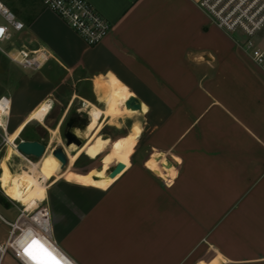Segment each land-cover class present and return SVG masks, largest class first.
I'll return each mask as SVG.
<instances>
[{"label":"crops","instance_id":"obj_1","mask_svg":"<svg viewBox=\"0 0 264 264\" xmlns=\"http://www.w3.org/2000/svg\"><path fill=\"white\" fill-rule=\"evenodd\" d=\"M89 1L112 24L95 46L37 0L19 13L20 42L50 58L31 76L8 75L15 85L0 94L10 101L3 127L18 139L56 96L102 102L95 78L109 76L127 100L140 99L137 111L152 123L154 150L145 165L155 175L124 177L129 163L105 187L69 175L54 182L107 196L117 189L67 234L54 230L57 254L74 264H264V73L216 37L193 0ZM86 86L90 92L77 91ZM0 220L10 230L16 218ZM30 225L19 219V246L33 238ZM30 252L31 264H62L39 242Z\"/></svg>","mask_w":264,"mask_h":264},{"label":"rangeland","instance_id":"obj_2","mask_svg":"<svg viewBox=\"0 0 264 264\" xmlns=\"http://www.w3.org/2000/svg\"><path fill=\"white\" fill-rule=\"evenodd\" d=\"M2 1L8 7H10L16 13L17 16H19V13H21L22 10L26 7V4L32 0H2ZM201 14L203 19H211L203 10H201ZM0 22H2L1 17H0ZM214 27L216 29V30L214 29L216 37L219 36V39L231 43L234 46V49H236L239 53L244 55V59L246 60L245 63L256 68V65L249 60V58L242 52L240 47L236 46V44L232 39V37L234 36L235 37L239 36V32H234L229 34L222 32V30H219L217 26ZM48 64H50V62H48L47 65ZM13 70H17V72H20L23 75H28V76H31L36 72L35 70H30L28 68H24L20 65L12 63L7 57L6 58L3 57V54H1L0 52V94L6 93L8 89H10L12 86L15 85L14 81H11V79L8 78V75L11 74ZM95 89L99 92L100 91L103 92L100 88H97L96 86ZM72 90L73 89L70 88L66 89L68 93L72 92ZM79 90L82 91L85 90L86 92H90V86L78 88L77 91L79 92ZM56 97L57 98L55 100V103L52 104V110H51V104L49 102L43 103L34 112L36 113L43 106H48L49 110L45 113L42 120L41 121L34 120L30 122L25 128L24 132L16 140L17 143L21 138L36 139L46 145L47 151L42 159H37L35 157H27V158H29L33 162L38 163V169L40 170V172L46 174L47 181L53 180L61 172H63L69 166V160L71 159H73V167L83 172L90 170L95 165L104 161L105 158L104 156L105 154L108 153V148L110 146L107 149H105L102 153L93 154L91 151L92 140L95 138L96 134L99 132H101L102 134H108L113 139L112 142L115 143L117 140L128 135L127 132H129L134 122H139L141 124L139 127L140 137L138 138L137 141L138 143L135 142L133 144L126 146L125 148L126 164L124 170L128 167L129 163L131 164V167L124 172L123 176L143 177V176L155 175L152 172V170H150L145 165V161L149 158V156L152 154L154 150L151 147L152 123H150L146 119L145 115L126 116L123 110H119L117 111L115 118L112 120L106 117L105 115L99 113V116L97 118L91 119V122L96 129L92 131H88L86 129V126H88L89 123L88 112L91 111V108L85 106L83 100L80 98H76V100L71 102L69 101L70 99L69 97H58V96ZM92 103L96 104L98 107L104 106L103 102H99L94 98L92 99ZM19 106L21 105L19 104ZM49 111L50 113L48 114ZM146 111L147 108L145 109V113ZM71 118H76V122L73 125L72 130L80 137V139L83 140L82 146H76L74 144L70 146L65 145V139L63 137V134L67 130V122ZM14 125L16 124L13 118L10 128L12 129ZM56 129H58L57 132H52V130H56ZM3 135H4L3 131L0 129V166H1V161L5 157H8L7 163L10 169L12 170L13 173L17 174L20 172L23 166H29V163L26 161L25 158L19 155V153L13 147L11 148L10 144L9 146L8 143L5 142V140L3 139L4 138ZM108 138L109 137H106L105 139ZM59 140H61V142H59ZM136 143L137 146L135 148ZM57 147H62L64 150H69L71 156H69L68 163L66 165H63L62 162L60 161L59 166L57 168H55L54 166L53 168L49 166L48 163L51 155V149ZM120 181L123 182V180ZM118 185L114 187H117ZM112 191L116 192L117 189L116 188L111 189L109 191V195L107 196L108 192L105 193L102 190H98L84 185H79L76 183L69 182L66 179H62L61 181L57 182L56 184L48 188L47 200L42 203L45 204L47 203L51 209L54 230L57 233H60V235L62 234V232L64 234H67L69 225L75 224L77 222H83L84 213H85L84 211L86 209H90L95 206H98L99 204H101V202L105 203L107 199H109L108 197L111 196L110 192ZM22 209L23 207L17 201H14L13 199L9 198L6 195V193L1 189V183H0V214H2L5 218L12 221L15 218H17V216H19L20 211ZM8 230H9L8 226L0 220V242H3L7 238ZM56 237H58V234H56ZM13 257L14 256H11V254L5 255L2 264H20Z\"/></svg>","mask_w":264,"mask_h":264},{"label":"built area","instance_id":"obj_3","mask_svg":"<svg viewBox=\"0 0 264 264\" xmlns=\"http://www.w3.org/2000/svg\"><path fill=\"white\" fill-rule=\"evenodd\" d=\"M55 12L86 44L95 46L108 37L112 24L89 0H38ZM212 22L225 33L239 32L232 37L236 46L264 73V0H193ZM0 52L11 62L30 70L40 69L50 58L44 49H30L20 42V33L25 23L16 13L0 0ZM5 45V46H2ZM2 96L0 100H3ZM10 110V106L8 107ZM4 140L7 142L6 129ZM29 220L33 238L18 245V236L24 230L19 228V219ZM7 241L0 243V264L5 255L12 254L20 263L31 264L25 256V248L33 240L39 242L62 264H74L68 258L64 261L57 254L58 246L54 240L52 212L48 204L40 203L35 212L29 214L24 208L13 223ZM18 245V247H17ZM58 249V250H57Z\"/></svg>","mask_w":264,"mask_h":264},{"label":"bare ground","instance_id":"obj_4","mask_svg":"<svg viewBox=\"0 0 264 264\" xmlns=\"http://www.w3.org/2000/svg\"><path fill=\"white\" fill-rule=\"evenodd\" d=\"M94 83L97 88H100L103 91V95L100 97V99L104 103V107H98L96 104L90 102L89 100L82 99L85 106L91 108V111L89 112V115H91L90 119L97 118L99 116V113H101L106 117H108L109 119L113 120L116 116L117 111L119 110H123L126 116L143 115L137 110H133L131 108L126 107L125 103L127 101V97L123 89H121L112 80L111 77L100 76V78L98 79L95 78ZM9 106H10V101L8 99L4 97L3 100H0V127L5 125L4 116L10 114V110H8ZM48 110H49L48 106L41 107L40 110H38L36 113L31 115V117L27 121V124H29L34 120L41 121ZM90 119L87 129L88 131H92L95 128L94 125H90ZM140 125L141 124L139 122H134L129 132H127L128 135L113 143V145L109 149L111 155L107 158L105 163L101 165V167L97 165L91 168L90 170L83 172L73 167V159H71L69 160V166L63 172H61L55 179L51 181H47L46 174L40 172V170L38 169L37 162H33L32 160H30L29 158H27L17 150L16 148L17 139L16 138L10 139V137L7 135L8 145L10 144L11 148L13 147L19 153V155L25 158L26 161L29 163V166H23L20 172L15 174L12 172V170L10 169L7 163L8 157H5L1 161V171H0L1 189L6 193V195L9 198L19 202L20 205L25 207V210L27 212L33 213L38 208L39 203L44 201V199L46 198L48 187L65 175L72 176L78 181L89 183L97 187H105L115 177V176L111 177L108 174V171L111 169V167H113L119 162H121L125 166L126 164L125 148L126 146L138 141V138L140 137L139 136ZM57 131L58 129L52 130V132H57ZM109 140L110 138L102 139L99 137L96 141L95 149L97 151H100L107 144ZM46 151L43 154V156L38 159H42L46 154ZM53 151L51 152L48 165L53 168L54 166L55 168H57L60 164V160L53 154ZM91 151L93 154H96L93 148H91ZM69 156H71L70 153Z\"/></svg>","mask_w":264,"mask_h":264},{"label":"water","instance_id":"obj_5","mask_svg":"<svg viewBox=\"0 0 264 264\" xmlns=\"http://www.w3.org/2000/svg\"><path fill=\"white\" fill-rule=\"evenodd\" d=\"M127 108H131L133 110L142 111V103L140 99L136 95H132L125 103ZM75 124L74 119H70L67 122V130L64 132L63 137L65 139V145L70 146L72 143L77 146L83 145V140L72 130L73 125ZM105 137L111 138L108 134H104ZM17 150L26 157H35L40 158L46 151V145L38 140H26L20 139L16 143ZM53 154L62 162L63 165L68 163L67 156L62 147H57ZM123 164L121 162L117 163L108 171V174L111 177H114L118 174V172L123 168ZM101 167V165H99Z\"/></svg>","mask_w":264,"mask_h":264},{"label":"flooded vegetation","instance_id":"obj_6","mask_svg":"<svg viewBox=\"0 0 264 264\" xmlns=\"http://www.w3.org/2000/svg\"><path fill=\"white\" fill-rule=\"evenodd\" d=\"M88 114H89V112H88ZM71 119H74L75 120V122H76V118H71ZM89 119H90V115H89ZM89 124V123H88ZM90 125H93L92 124V122H91V119H90ZM86 129H88V126H86ZM96 128H94V130H95ZM87 131V130H86ZM99 134H100V136H99ZM101 136H103L104 137V134H102L101 132H99V133H97L96 134V136H95V138L92 140V148L96 151V154H99V153H102L105 149H107L109 146L111 147V145H113V143L114 142H112V138H110V140L107 142V144L100 150V151H97L95 148H96V146H95V144H96V141H97V139L100 137V138H102V139H105L106 137H101ZM59 142H61V140H59ZM89 142V141H88ZM87 142V143H88ZM86 143V144H87ZM110 147L108 148V153L107 154H105V158H104V161H102L101 163H99V164H97V165H103L104 163H105V161L107 160V158L111 155L110 154V152H109V149H110ZM54 149H56V148H52L51 149V152L54 150ZM64 152H65V154L68 156V158H69V150H64ZM97 165H95V166H97Z\"/></svg>","mask_w":264,"mask_h":264},{"label":"snow or ice","instance_id":"obj_7","mask_svg":"<svg viewBox=\"0 0 264 264\" xmlns=\"http://www.w3.org/2000/svg\"><path fill=\"white\" fill-rule=\"evenodd\" d=\"M37 243H38L37 241L33 240V241H32V244L29 245V246L25 249V252H26L27 254L31 255L30 248H31L32 245H36ZM46 254H47V253H46Z\"/></svg>","mask_w":264,"mask_h":264}]
</instances>
